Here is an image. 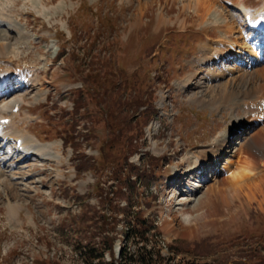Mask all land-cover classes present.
Returning <instances> with one entry per match:
<instances>
[{
    "label": "rangeland",
    "instance_id": "rangeland-1",
    "mask_svg": "<svg viewBox=\"0 0 264 264\" xmlns=\"http://www.w3.org/2000/svg\"><path fill=\"white\" fill-rule=\"evenodd\" d=\"M234 1L243 2L253 11L264 4V0ZM231 2L220 3L240 26L244 24L243 11L233 9ZM2 3L7 4L27 36L22 37L23 43L16 44V57L10 53L9 63L2 60L1 64L8 65L5 68L18 78L13 85L19 84L21 75H17L21 72L34 79L32 85L14 92L23 98L14 122L22 133L53 146L50 159L37 154L21 159L13 139L2 146L0 264H83L74 246L79 240H100L96 232H84L83 225L89 223L94 229L92 222L100 214L110 215L108 202L101 201L96 184L113 195L118 180L112 168L126 154L123 146L128 137L134 143L128 150V160L137 166V174L132 172L135 185L133 189L123 186L124 193L115 196L114 203H129L131 210L155 220L164 255L178 246L183 251L177 252V260L184 257L198 264H264V186L257 194L229 189L231 177L223 169L222 160L212 172L206 168L188 172L187 156L211 145L214 148L212 141L224 132L233 148L248 133L247 114L260 110L256 104H243L242 92L236 96L235 106L222 100L220 89L228 78L219 77L214 82L202 64L208 62L202 46L212 39L217 42L225 38L223 23L215 24L214 16L204 22L193 6L185 7L183 0H0V6ZM58 47L65 50L59 58ZM15 65L23 70H12ZM91 65L101 67L98 72L103 85L95 86L89 80L83 83ZM224 67L228 69V65ZM117 68L128 75L121 77ZM109 76L116 80L113 87ZM188 77H192V83L183 85ZM124 79H135L138 93L144 92V96L148 90L144 99H152L157 110L150 115L147 103L132 109L125 105L123 111L132 122L114 140L104 110H118L117 104L136 93ZM255 79L247 74L245 86ZM89 85L96 97L87 95V107L73 114L74 88ZM197 97H215L221 103L213 108ZM69 130L73 135L86 131L89 138L80 139V151L96 159L97 169L78 172L72 144L63 140ZM148 154L160 156V165H147ZM261 155L264 163V150ZM144 174L149 175L148 180L142 178ZM177 174L183 177L177 180ZM213 175L227 181L225 192L213 190ZM200 180L203 185L197 187ZM76 194L82 198L79 200ZM183 211L187 213L185 219ZM117 215L120 220L114 226L112 222L105 226L108 235L115 232V258L123 243L125 225L123 213ZM128 245L130 249L135 247L133 242ZM111 259L106 251L105 260Z\"/></svg>",
    "mask_w": 264,
    "mask_h": 264
},
{
    "label": "bare ground",
    "instance_id": "bare-ground-1",
    "mask_svg": "<svg viewBox=\"0 0 264 264\" xmlns=\"http://www.w3.org/2000/svg\"><path fill=\"white\" fill-rule=\"evenodd\" d=\"M183 1L185 7L193 6L197 14L204 19V22L207 21L209 16H214L215 24L223 23L225 26V30L223 31L224 39L214 42L210 38V41H207L202 46V53L205 55V59L208 60L207 63H203L202 61V64L207 66L210 78L214 82L219 77L228 78L222 83L223 86L220 89V94L221 92L222 94L220 98L230 105L235 106L238 104L235 101L236 96L242 92L244 98L243 104L246 106L256 104L260 108V110L258 108L259 111L257 113L247 114L250 117V121L247 123L249 128L248 133L244 138L238 140L233 148L230 146V138L224 132L223 135H218L219 137L217 136L212 141L214 148L211 145L207 150H199L187 156L186 159L190 164L188 172H193L192 169L201 170L205 168H210L213 171L212 169L222 160L223 169L231 177L228 181L229 189H247L257 194L261 187L264 186V163H261L260 159L262 156L261 153L264 150V104L262 103L264 100V33L262 32L264 28V15L262 14L264 12V4L260 8L257 7L259 10L253 11L254 9H252L250 11L248 10L250 8L247 7V9L246 5L242 4L243 2H233L232 0V5H230L233 9L240 8L243 11L244 24L239 26L235 18L232 20L234 17L232 12L227 11L226 7L221 5V0ZM42 6L44 7L43 3ZM23 36H27V32L20 28L17 21L9 13L7 4L2 3L0 6V70L2 71L0 72V138L6 141L12 138L16 141L20 138V143L17 144L16 148L20 152L21 159L30 154H37L40 157L43 156L42 158L50 159L52 157L51 148L53 144H42L31 137V135L22 133L16 127L13 119L16 114L12 110L13 106L15 104L20 106L19 101L23 100V98L14 95V92L24 85H32L34 79H31L28 73L23 72L21 74V72L17 75H21L19 84L13 85L14 72L12 73L10 69H6L5 67L9 68V66L1 64V62L3 60L9 63L10 59L8 55L10 53L11 56L16 57L18 54L16 44L22 42ZM243 61L246 62L244 65ZM227 65L228 69L226 70L224 66ZM225 70L228 72H225ZM247 74H252L256 79L250 81L245 86L244 80ZM188 78L187 81L185 80L186 82L184 81L185 83L182 81L183 85L192 83V77ZM197 99L213 108L221 103V99L215 97L209 100H206L205 97H197ZM5 117H10V120L8 122H2L1 119ZM214 156L216 159L219 158V160H215ZM58 158V156L54 157V159ZM214 170L216 169L214 168ZM2 173L3 171L0 169V177ZM179 177L182 178L183 174H177V180ZM218 177L217 175H213V179L215 180V189L213 190L216 193L225 192L228 189L225 185L227 181ZM202 185L203 183L200 180L197 187ZM191 191L193 192V190ZM182 215L184 219L187 217V213L184 211Z\"/></svg>",
    "mask_w": 264,
    "mask_h": 264
},
{
    "label": "trees",
    "instance_id": "trees-1",
    "mask_svg": "<svg viewBox=\"0 0 264 264\" xmlns=\"http://www.w3.org/2000/svg\"><path fill=\"white\" fill-rule=\"evenodd\" d=\"M65 50L62 48L59 53V57L63 56ZM99 63V62H98ZM78 64H75V67ZM78 69V68H77ZM101 67L98 68V65H91L87 72L82 78L83 83L87 80L91 81L93 85L97 86L99 83L103 85L102 79H99V72ZM79 70V69H78ZM83 69H80L82 71ZM116 72L121 74L122 76L128 75L122 69L119 70L117 68ZM102 73V72H101ZM116 74V73H115ZM133 75V73L131 74ZM109 83L113 87L116 83V80L113 76H109ZM102 81V82H101ZM126 83L127 87L132 86L134 88V95L129 97L126 100H122L120 105L117 104L118 110L114 108L107 107L104 111L105 114V122L107 125L110 126L112 134L114 137L112 139L116 140L115 137L117 135L123 134L122 130L127 127V124L132 122L128 119V115L123 111V107L126 105L127 109H132V107L139 106L140 104L147 103L146 110L150 112V115L154 114L157 110V107L154 106L153 100L144 99L147 97L144 96V92L138 93V86L135 85L136 80L132 79L127 81L124 79V83ZM100 86V85H99ZM108 87H104V91H108ZM111 89V87H110ZM138 93V94H137ZM152 95V93H150ZM149 94V96H150ZM87 95L91 98H95L96 95L94 91L89 86L82 89L75 87L74 88V106H73V114H77L79 110L83 107H87ZM146 100V101H145ZM145 105V104H144ZM145 109V108H144ZM93 115V114H92ZM94 117V116H93ZM77 124V118L73 122L72 128ZM85 128V127H84ZM117 131V133H116ZM67 132V131H66ZM89 136L85 130L83 131H76L73 135V131L69 130L67 134L63 136V140L65 142H69L72 144L74 157L78 159L76 164L78 172H81L84 168H93L97 169V161L94 157L88 156L83 151H80L82 139H88ZM81 139V140H80ZM111 138L107 140L110 141ZM134 146L132 137L127 138V142L124 143L123 149L125 150V155L120 158L116 163L117 165L113 166L112 173H114V178L118 180V185L115 189L112 188L113 195L109 194V190L105 189L103 185L100 183L96 184L98 195H100L101 201L104 203L107 201L108 205L111 209V213L108 216L104 214H100L97 218L98 220L93 221L92 225L95 226L94 229H90V224L85 223L83 228L85 229L84 232L95 233L100 236L99 241H95L92 239L88 240H79V244H75L74 250H78L80 255V262L83 264H198L193 260L187 259L185 260L184 257L180 259H176V255L178 251H183L180 247L175 246V250H172L171 254L164 255L162 252V247L159 243L160 241V231L157 229L156 223L154 219H150L149 217L141 216L137 213V210H131L130 204L128 203L125 206H119L116 202L114 203L115 196H119V194H123V186L126 188L133 189L135 179L132 177V172H135L137 166L133 163H130L128 160V150ZM160 156H153L148 154V159L146 164L152 165L154 168L156 165H160L158 160ZM104 159V157H103ZM97 162V163H96ZM114 162V161H113ZM148 167V166H147ZM144 169H147L144 167ZM126 170L128 174H126ZM150 175H153L151 170ZM137 174V172H135ZM149 176V175H148ZM147 174H144L142 178L149 179ZM79 200L82 198L80 194H76ZM86 204V203H85ZM118 212L123 213V217L125 218V225L123 230V243L120 246L119 255L117 258L114 256V252L112 250V242L115 236L108 235V228L106 226L107 223L112 222L114 226L118 219L120 220L119 216L117 215ZM86 215V214H85ZM84 221V219L82 220ZM81 222V220H80ZM112 226V227H113ZM105 231V232H104ZM104 233H107L106 235ZM78 242V240H77ZM76 242V243H77ZM133 242L135 243V247L130 249L128 243ZM151 242L149 245L148 243ZM109 251V255H111V261L105 260V252ZM53 263V261H52ZM50 264V262H49Z\"/></svg>",
    "mask_w": 264,
    "mask_h": 264
}]
</instances>
